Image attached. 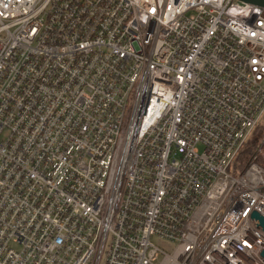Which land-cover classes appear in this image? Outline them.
Instances as JSON below:
<instances>
[{"label": "built area", "instance_id": "built-area-1", "mask_svg": "<svg viewBox=\"0 0 264 264\" xmlns=\"http://www.w3.org/2000/svg\"><path fill=\"white\" fill-rule=\"evenodd\" d=\"M258 129L262 6L0 0V264H264Z\"/></svg>", "mask_w": 264, "mask_h": 264}, {"label": "rangeland", "instance_id": "rangeland-1", "mask_svg": "<svg viewBox=\"0 0 264 264\" xmlns=\"http://www.w3.org/2000/svg\"><path fill=\"white\" fill-rule=\"evenodd\" d=\"M263 135H264V130L263 129H259V131L255 135H253V137H252V139H251V141L249 143L250 150H252L251 152H253V150L256 148V146L258 147L261 144L260 139L263 137ZM153 239L155 241H157L167 251H169V252L172 251V249H173V244L172 243L162 242L158 238H153ZM13 246L14 247H19V245L17 243H13Z\"/></svg>", "mask_w": 264, "mask_h": 264}, {"label": "water", "instance_id": "water-1", "mask_svg": "<svg viewBox=\"0 0 264 264\" xmlns=\"http://www.w3.org/2000/svg\"><path fill=\"white\" fill-rule=\"evenodd\" d=\"M240 2L244 3H252L259 6H262L264 8V0H239ZM252 216L256 218L258 225L261 226L264 230V216L259 214L258 212H253ZM262 255L264 256V251L262 252Z\"/></svg>", "mask_w": 264, "mask_h": 264}, {"label": "trees", "instance_id": "trees-1", "mask_svg": "<svg viewBox=\"0 0 264 264\" xmlns=\"http://www.w3.org/2000/svg\"><path fill=\"white\" fill-rule=\"evenodd\" d=\"M259 131L256 130L254 135ZM250 141L248 142V144L245 146V148L240 152V154L238 155L236 161H235V166H240V167H243L245 166V163H246V160H247V157L248 155L250 154V152L252 150H250V145H249ZM252 149V148H251Z\"/></svg>", "mask_w": 264, "mask_h": 264}]
</instances>
